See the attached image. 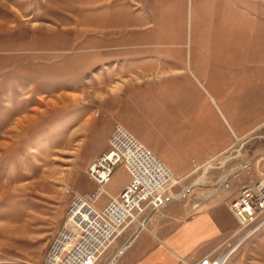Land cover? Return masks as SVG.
<instances>
[{
    "label": "rangeland",
    "instance_id": "1",
    "mask_svg": "<svg viewBox=\"0 0 264 264\" xmlns=\"http://www.w3.org/2000/svg\"><path fill=\"white\" fill-rule=\"evenodd\" d=\"M214 8L149 2L134 9H142V30L129 32L122 0H0V264H43L71 192L95 190L87 168L116 123L160 158L154 130L167 155L206 148L200 158L178 156L191 169L174 174L166 194L180 197L222 175L224 230L209 257L237 240L230 203L250 179L264 183V26L226 22ZM124 54L164 58V70H136ZM128 83L151 85V109L168 106L172 117L141 122L135 97L115 101ZM105 89L110 97L99 95ZM129 179L115 165L95 206ZM136 223L95 264H108ZM224 264H264V225Z\"/></svg>",
    "mask_w": 264,
    "mask_h": 264
},
{
    "label": "built area",
    "instance_id": "2",
    "mask_svg": "<svg viewBox=\"0 0 264 264\" xmlns=\"http://www.w3.org/2000/svg\"><path fill=\"white\" fill-rule=\"evenodd\" d=\"M129 172L128 183L101 208L99 195L117 164ZM89 179L96 183L93 192H71L63 222L49 244L43 264H95L99 256L132 222L141 223L147 214L161 208L167 191L178 182L165 162L151 152L124 125L116 123L108 137L107 149L91 160ZM239 227L222 254L205 257L195 264H224L229 255L264 225V183L250 179L230 203Z\"/></svg>",
    "mask_w": 264,
    "mask_h": 264
},
{
    "label": "crops",
    "instance_id": "3",
    "mask_svg": "<svg viewBox=\"0 0 264 264\" xmlns=\"http://www.w3.org/2000/svg\"><path fill=\"white\" fill-rule=\"evenodd\" d=\"M122 1L125 11L124 22H128L129 32L131 28H135L140 32L143 27L141 25L142 9L141 14H136L134 10L136 6L144 8L149 2L167 6H185L189 0ZM198 3L201 6L213 4L215 6L214 11L222 15V19L226 22H246L253 24L256 28L264 26V0H198ZM125 37H127V33H124ZM124 56L127 55L124 54ZM127 57L129 63H133L132 65L136 70H164L161 66V60L164 58L148 59L141 54ZM150 86L146 83L142 85L128 83L122 94H115V97H117L115 101L121 102L122 95L130 94L136 99L133 110H139L143 113V116L140 115V119L146 118V116L150 119H157L162 116L171 118L174 112L173 108L168 106L163 108L162 106L161 109L156 111L154 108L151 109L150 104H152L151 99L153 97H151ZM99 95L110 97L112 93L110 90L105 89ZM162 101H164L163 98ZM141 122L145 123L144 120ZM128 130L134 134L130 129ZM160 133L161 131L156 132L154 130L157 143L161 147L160 156L171 171L178 176L185 175L190 171L191 165L189 162L191 158L203 157L208 152L202 146H188L183 149L179 148L177 151L174 148L175 151L173 150V152L175 154L167 155L165 150H170V147L166 146V142L161 141L159 138ZM146 147L152 152L148 146ZM216 150H222V146L219 145ZM185 153L190 159L183 160L182 157H178ZM213 182L215 183L206 187L188 190L187 194L180 197L168 196L165 204L150 216L124 248L115 264H195L201 259L209 257L220 246L224 230L222 228V175ZM126 184H123L120 189L115 193H111L110 196L117 195ZM136 224L132 233L139 225Z\"/></svg>",
    "mask_w": 264,
    "mask_h": 264
},
{
    "label": "water",
    "instance_id": "4",
    "mask_svg": "<svg viewBox=\"0 0 264 264\" xmlns=\"http://www.w3.org/2000/svg\"><path fill=\"white\" fill-rule=\"evenodd\" d=\"M154 213V211L150 212L149 214H147V216H145V218L143 219V221L139 224V226L134 230V232L131 234V236L127 239V241L125 242V244L119 249V251L115 254V256L113 257V259L108 263V264H114V262L116 261L117 257L120 255V253L124 250V248L128 245V243L132 240V238L135 236V234L142 228V226L147 222V220L150 218V216Z\"/></svg>",
    "mask_w": 264,
    "mask_h": 264
},
{
    "label": "bare ground",
    "instance_id": "5",
    "mask_svg": "<svg viewBox=\"0 0 264 264\" xmlns=\"http://www.w3.org/2000/svg\"><path fill=\"white\" fill-rule=\"evenodd\" d=\"M166 164V163H165Z\"/></svg>",
    "mask_w": 264,
    "mask_h": 264
}]
</instances>
